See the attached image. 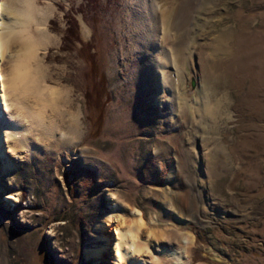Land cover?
Returning <instances> with one entry per match:
<instances>
[{"label":"rangeland","instance_id":"rangeland-1","mask_svg":"<svg viewBox=\"0 0 264 264\" xmlns=\"http://www.w3.org/2000/svg\"><path fill=\"white\" fill-rule=\"evenodd\" d=\"M56 6L67 55L49 53L52 82L74 86L87 135L52 148L32 139L31 154L5 142L0 264H113L85 256L104 243L97 221H131L110 212L111 194L142 214L151 247L139 264L180 251L186 233L189 264H264V0ZM213 99L224 106L210 123L199 105ZM104 233L113 249L116 230Z\"/></svg>","mask_w":264,"mask_h":264},{"label":"clouds","instance_id":"clouds-1","mask_svg":"<svg viewBox=\"0 0 264 264\" xmlns=\"http://www.w3.org/2000/svg\"><path fill=\"white\" fill-rule=\"evenodd\" d=\"M71 6L65 3L66 10ZM63 15L56 0H0V105L20 134L35 132L26 138L48 148L74 145L87 135L84 112L69 103L74 86L52 82L47 61L50 52L67 55L60 52L62 33L50 26ZM77 22L87 26L82 16Z\"/></svg>","mask_w":264,"mask_h":264},{"label":"bare ground","instance_id":"bare-ground-1","mask_svg":"<svg viewBox=\"0 0 264 264\" xmlns=\"http://www.w3.org/2000/svg\"><path fill=\"white\" fill-rule=\"evenodd\" d=\"M166 39L167 38H165V40ZM152 45L155 47L157 46V43L154 41V39L152 40ZM159 67L160 66H158V68ZM223 106V104L213 99L212 103L207 101L202 102L199 105V110L201 115L204 116V120L213 123L223 112ZM0 111V159L2 158L5 142L9 141L13 142V145L16 147L19 145L20 148H26L27 152L31 154L33 150V143H31L32 140L30 141L26 137L32 136V132L20 134V128L18 127L17 123L9 119L8 114L3 111V108H1ZM9 147H11V145H9ZM4 167L7 168L9 165H5ZM4 167L0 166V178L2 176V169ZM109 196L112 200L110 212H115L117 209L121 213L129 212L132 217L131 221H126V219H124L120 214L116 213H108L105 217H103V219L97 221L98 223L95 225V230L99 235L96 239L101 240V242L104 243L100 244L99 246H92L91 248L87 249L85 251V256L86 258L97 259L99 254L104 252L109 254V257H111L113 260V264H121L123 261L126 264H139L140 261L138 256L141 254L142 250H149L151 247L148 244L149 241L143 240L139 236V231H141L140 229L141 227L143 228L144 225L142 214L138 209L130 208L117 201L114 195L111 194ZM110 226H113L118 234L113 249L106 245L108 238L104 233ZM166 236L168 235L166 234ZM183 239L185 245L179 249L180 251L159 250V253L155 255L154 261L159 262L160 264H189L188 255H185L184 252L187 250L188 253L189 246L193 242V236L189 233H186ZM109 249L110 252L112 251V255L109 252Z\"/></svg>","mask_w":264,"mask_h":264},{"label":"water","instance_id":"water-1","mask_svg":"<svg viewBox=\"0 0 264 264\" xmlns=\"http://www.w3.org/2000/svg\"><path fill=\"white\" fill-rule=\"evenodd\" d=\"M189 85H190V88H193L194 85H195V81H194V79L192 77H190Z\"/></svg>","mask_w":264,"mask_h":264}]
</instances>
